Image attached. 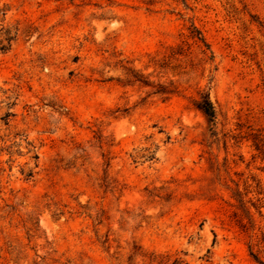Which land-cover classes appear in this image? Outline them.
Masks as SVG:
<instances>
[{"label": "rangeland", "instance_id": "1", "mask_svg": "<svg viewBox=\"0 0 264 264\" xmlns=\"http://www.w3.org/2000/svg\"><path fill=\"white\" fill-rule=\"evenodd\" d=\"M17 132L0 264H264V0H0Z\"/></svg>", "mask_w": 264, "mask_h": 264}, {"label": "trees", "instance_id": "2", "mask_svg": "<svg viewBox=\"0 0 264 264\" xmlns=\"http://www.w3.org/2000/svg\"><path fill=\"white\" fill-rule=\"evenodd\" d=\"M190 32H191V36L193 38H195L196 41L202 45L203 52L209 51L210 55L208 58L210 60H213L214 55L212 53V50L210 49V45L206 41L205 37L202 35L201 31L198 30L195 26H193ZM1 49L4 50L5 48L1 47ZM137 80L141 81L145 85H150L148 83V81L145 79L137 78ZM174 92H175V90L173 88L165 86V85H160V84L157 86V89L154 91V93H159V94L165 95V97H169ZM16 100H17V97L15 98L14 101L7 102L8 108L4 112V114L1 116V119L6 126H9L11 117L15 115L13 108L16 105ZM194 106H195V108H197L198 110H200L203 113V115L205 116V118H206V120L210 126V130H213V128L216 125L217 113H216L215 107H214V105L210 99L209 92H202L200 94V97L194 101ZM23 139L26 140V142H27V146H26L27 151H25V152L23 150H21V148H20L21 147V141ZM12 140H13V142L7 144L8 140H5L3 137L0 136V141H2L5 144L0 149V152L1 153L6 152L7 154H9L8 161H12V162H14V160H12V157L15 154L22 156V155L33 152V154L31 155V158L35 159V165L30 166L27 171L24 169H21L22 173L24 174V177L26 179H28L34 175V168H36L38 166L39 155L36 152V146L31 141L28 140V137H26V136L24 137L23 134H20L18 132L13 135ZM14 146H17V149H15ZM9 167H11V164L9 165ZM0 170L5 171V168L3 166H1Z\"/></svg>", "mask_w": 264, "mask_h": 264}]
</instances>
